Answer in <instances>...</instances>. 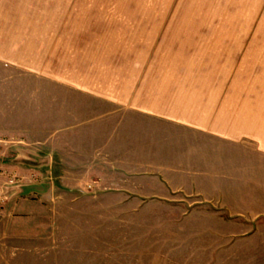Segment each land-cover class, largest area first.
Returning a JSON list of instances; mask_svg holds the SVG:
<instances>
[{"label": "rangeland", "instance_id": "374dc122", "mask_svg": "<svg viewBox=\"0 0 264 264\" xmlns=\"http://www.w3.org/2000/svg\"><path fill=\"white\" fill-rule=\"evenodd\" d=\"M0 39V264H264V157L192 127L264 110V0H0Z\"/></svg>", "mask_w": 264, "mask_h": 264}, {"label": "crops", "instance_id": "0c3cea01", "mask_svg": "<svg viewBox=\"0 0 264 264\" xmlns=\"http://www.w3.org/2000/svg\"><path fill=\"white\" fill-rule=\"evenodd\" d=\"M2 43V39H0L1 59L11 63L16 61L19 66L23 65L28 69H35L31 65V60L27 58L31 54L30 52L20 51L9 44L3 45ZM192 127L208 134L210 143L214 145L224 143L229 146L239 145L245 147L246 144H249L251 149L259 153L263 162L264 110L245 111L240 108L235 111H228L223 109L215 115H210L206 121L200 120L197 116V122H194Z\"/></svg>", "mask_w": 264, "mask_h": 264}]
</instances>
